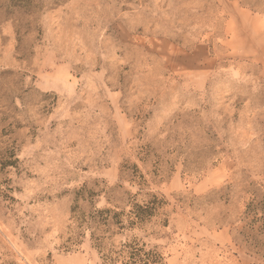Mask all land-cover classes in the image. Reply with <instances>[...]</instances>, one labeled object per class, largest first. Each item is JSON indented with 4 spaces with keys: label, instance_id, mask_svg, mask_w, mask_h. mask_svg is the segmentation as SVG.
Returning a JSON list of instances; mask_svg holds the SVG:
<instances>
[{
    "label": "rangeland",
    "instance_id": "obj_1",
    "mask_svg": "<svg viewBox=\"0 0 264 264\" xmlns=\"http://www.w3.org/2000/svg\"><path fill=\"white\" fill-rule=\"evenodd\" d=\"M0 264H264V0H0Z\"/></svg>",
    "mask_w": 264,
    "mask_h": 264
},
{
    "label": "trees",
    "instance_id": "obj_2",
    "mask_svg": "<svg viewBox=\"0 0 264 264\" xmlns=\"http://www.w3.org/2000/svg\"><path fill=\"white\" fill-rule=\"evenodd\" d=\"M103 213H107V212H110V210H105V211H102ZM106 220H108V218H105L104 219V221L106 222ZM115 223H117V224H120L121 223V221L120 220H117V221H115ZM133 223V222H132Z\"/></svg>",
    "mask_w": 264,
    "mask_h": 264
}]
</instances>
